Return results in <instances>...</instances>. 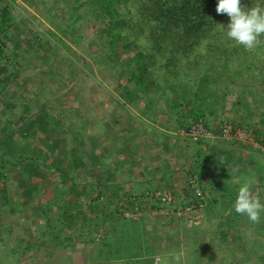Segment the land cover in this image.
<instances>
[{
	"label": "trees",
	"instance_id": "obj_1",
	"mask_svg": "<svg viewBox=\"0 0 264 264\" xmlns=\"http://www.w3.org/2000/svg\"><path fill=\"white\" fill-rule=\"evenodd\" d=\"M39 1L36 0L35 2ZM65 1L68 3L70 0ZM71 1L77 4L73 7V11L76 12H74L73 19L64 20L63 23H57L56 27L52 29L44 27V32H38L34 38L28 39L27 42H32L31 46L34 49L35 45H40L39 40L43 41L42 44L47 45L48 50L52 51L53 45L48 44V39L55 45H67V41L62 37L63 35H67L66 33L68 31H76L75 25H73L74 22L79 19H85L87 15L89 16L88 20H93L94 22L95 20H97L96 22L99 21L98 31L90 38V43L95 46V49L90 51L88 56L97 65V68L103 65L109 66L116 71V80L113 87L114 92L117 93L116 100L120 102L121 106L138 111L140 114L138 117H158L160 115L158 114V110L162 105L168 114L167 120L172 123L176 122L179 130L186 128L187 125L200 118L214 136H218L220 126L226 122L211 124L205 117L207 114L209 116L215 115V112L218 110L230 108L228 105V97L236 93L234 88L236 79H244L240 84L245 82V86L243 85L239 95L236 97V105L243 106L244 110L248 112L249 110L251 111L252 103H256L260 107L261 104L264 106V35L259 38V43L251 51L245 50L242 45H237L234 41L230 40L227 37L229 17L216 13L218 0ZM53 2L56 1H51V3ZM241 2L245 9L256 5L264 7V0H241ZM38 4L43 5L44 3L43 1L37 3L36 6L38 9L52 8L50 2L48 6H40ZM47 10H45L46 13ZM8 11V8L4 5L1 13L7 16ZM53 13L54 11L51 9V12L47 14L51 15ZM101 23H103L102 26ZM39 24L40 22L35 27L39 28ZM5 26L2 15H0V34L2 32L4 33ZM26 26L30 30H34V27L29 25H25L24 27ZM12 31L14 32L16 29H12L10 32ZM16 32L18 33V31ZM19 34L20 39L27 38L20 32ZM28 36L30 37V35ZM76 38L79 39V36ZM8 39H5L4 42L8 41ZM10 40L13 45L8 52L5 51L7 48L0 45V76L2 77L0 79V93L4 88L2 86L11 80L13 71L9 72V70L15 67L25 68L24 64L16 60V51L23 48L24 44H21V46L17 45L12 37ZM6 53L9 55L6 56ZM83 65H81L80 69L76 67L69 69L70 75H72L71 78H76L84 70ZM38 70L39 73H37L34 79L36 80L35 84L37 86L36 95L42 100V107L40 109L38 108V112L35 111V114L32 116L34 118L22 123L20 128L25 127L24 129H9L0 138V145L5 144L8 147V150L0 154V181H4L8 171L11 170L9 166L6 168L7 165H5L4 156H8L13 150H16L20 152L22 157L16 163H13L12 169H15L20 174L24 170H28L29 175H35L41 178H45L49 173L54 174L58 172L56 181L65 183V186L59 188V191H57L59 193L57 195L58 200L60 202H69L72 206L71 209L74 210H79L82 206L89 210L90 217L80 210L73 212L64 211L61 214L65 222L67 220L69 222L70 220H75L74 223L79 222V220L72 218L77 214L79 215V213L82 215V220L77 228L78 235H76L74 240H79L82 243H90V236L98 235L100 226L107 224V228L103 233V237L99 240L98 245V250L101 249L100 252L104 253L99 254L97 250L98 254L95 257L89 255L86 262L74 264H152L150 259L137 260L132 258L133 254L126 258V254L131 253V249L133 248L128 241L135 234L133 231L125 233L127 230L125 226L127 224L124 221L120 229L121 234L117 235L115 229L116 217L124 220L123 214H125L126 210H131L130 207L134 208L135 206L137 208L145 200H150V206L153 209L159 210L163 205L149 196V193L153 192L151 190H144L138 195L135 193H131V195L129 193H123L120 195L119 192L122 190V187H119L120 185L112 184L111 180L108 177H104V175L100 177L95 172L90 175L88 171L90 166L96 164L95 162L101 165L103 160L97 159L93 162L88 154H86V148L85 151L79 149L83 144L81 140L79 142L75 141L74 136L72 137L71 135L72 130L69 135H66V132L61 129V126H64L62 124L64 117H57L51 111L53 107H58V104L64 99L67 93L62 90L61 92L55 93L51 84L48 83L44 86L42 78L45 75H48L47 77L49 79L59 78L58 70L49 68L46 71L42 68V64L39 65ZM98 72H101V70H98ZM6 74L9 75L6 76ZM245 75L247 77L243 78ZM232 80L234 81L232 82ZM251 80H257V85H260L261 91L256 90L257 86L249 87V84L247 85ZM74 92H78V88ZM26 106L31 107L29 104ZM81 107L79 106L76 109L79 114L82 111ZM179 115L181 119L178 118ZM261 115L264 116V113L261 112ZM31 122L35 123L33 124ZM233 125L236 127L235 124ZM32 128V135H36V138L40 141L39 146L33 145L32 143L22 145L15 143L14 139L18 134L22 131L26 132V130L29 133ZM48 130L50 133L58 130L56 132L57 137H47L48 132L46 131ZM251 135H253V140L256 142L255 152L260 153L264 157V131L261 129H252ZM214 139L218 142H225L220 137H215ZM95 142H92L94 149L97 145ZM228 142L236 143L235 141ZM61 143L63 147L60 146ZM67 147H69L67 151L73 160V163L70 165V172L65 170L60 158L53 156L54 153L56 154V150L63 151ZM74 152L76 153L75 156L73 155ZM208 157L207 162H213L217 172L225 170L224 163L221 160L215 161L211 155H208ZM253 164L255 165H252V168L256 171L257 177L264 179V164L258 162V160H255ZM16 166L18 168L20 167L21 171ZM85 167L87 171L85 170L84 173L82 172V168ZM228 167L233 168L234 163L230 162ZM199 169L193 165L190 170L196 175L198 185L201 186L204 192L206 190L207 195H205V199L199 200L206 206L209 205L210 201L214 200L213 197L215 196L213 189H205L201 185L200 173L205 171V169L210 170V163H205L202 169ZM238 172L243 171L240 170ZM21 176L22 178L19 184L24 187L30 186L31 182L28 176H23V174ZM184 179L185 177H183L184 186L182 187L181 198L178 193L171 191L179 206L188 204L189 198L195 201L192 190L189 189L187 181H184ZM258 183L257 190L259 193H256V196L263 201L264 182L263 184ZM110 185H113L111 186V191L116 200L107 201L108 204L110 202L111 204L114 203L115 207L111 213H108L105 210L104 200H101L102 197L99 195L94 197V194H96L95 190L97 187L103 186L108 191ZM38 194H40V191H38ZM69 196H73V198ZM80 198H82V203L77 201ZM84 198L85 200L88 198L89 201L86 202ZM5 199L9 200L6 197ZM73 199L74 201L72 202ZM84 203L86 204L84 205ZM48 205H50L49 202L42 203L40 207L44 206V208H48ZM132 210L135 211L137 209L134 208ZM97 213L101 214L100 218L97 217ZM42 214L48 221L51 220L48 217V213L44 210ZM239 216L240 214L235 212L233 218L220 217L215 221V225L222 228L226 227L229 230L235 229V232L238 234L236 238L240 242L242 240L244 241V237L246 238L247 234L245 232L241 235L239 234L240 229L237 225ZM263 220L264 213L262 214L261 222ZM256 225L251 222L250 224H245L243 231L246 229H256ZM57 230L61 231L62 229L59 228ZM111 238L114 240V243L119 238L122 239L121 245L128 243L126 244V248L129 252L118 253L120 247H112L111 249L109 245ZM55 243L58 242L56 241ZM243 243L241 245L237 243L234 249L237 248L238 250H236L238 252L244 254L245 251L243 250L245 246ZM120 244L117 245L121 246ZM31 246V244H28L20 252V255L23 256L32 250ZM220 248L223 249V247ZM121 249L124 250L123 248ZM8 254L15 255L12 248L8 251ZM235 255H233L234 257L231 259L230 264H239L245 261L244 258V260L241 259L242 257L239 259L235 258ZM212 256L214 255L212 254ZM6 260L7 256L0 263L8 264ZM256 263L264 264V255L258 257ZM45 264H48V262Z\"/></svg>",
	"mask_w": 264,
	"mask_h": 264
},
{
	"label": "rangeland",
	"instance_id": "obj_2",
	"mask_svg": "<svg viewBox=\"0 0 264 264\" xmlns=\"http://www.w3.org/2000/svg\"><path fill=\"white\" fill-rule=\"evenodd\" d=\"M41 1H43V5L47 6L50 2L52 8L38 9L36 4ZM51 1L56 2L51 3ZM76 5V2L71 0L68 3L65 0H40L39 2L34 3L24 1L22 5L20 4L11 9V6H9L8 15H4L2 17L4 24H6L7 27L11 26V30L16 29V31H18V33L16 31L11 32L13 35L12 39L16 42V44L20 46L21 44H24L23 48L16 51V60L20 61L21 64H24L25 68H11L9 70V72L13 71L11 80L2 86L4 88L0 93V129H2L0 130V138L3 133L6 134L9 129H21L20 127L22 126V123L28 119L30 121L31 118H34L32 116L35 114V111L38 112V108L40 109L42 107V100L36 95L37 86L35 84L36 80L34 79L37 73H39L38 68L40 64H42V68L46 71L49 68L58 70L57 73L59 78L49 79V77H47L48 75H45L42 78L43 84L44 86L48 83L51 84L55 93L61 92V90L67 93L64 96V99L58 104V107H53L51 111L57 117H64L62 123L64 126H61V129L66 132V135H69L72 130L71 135L72 137L74 136L75 141L79 142L81 140L83 144L79 149H83L85 151V148H90L91 142H87V138L89 139L91 136L96 137L101 135V133H105L107 128L105 124L108 122L110 123V130L108 131L109 137L112 138V140L117 139L119 127L125 126L129 120H132L128 117H138V115H140L138 111L129 109V107L121 106L120 102L116 100L117 93L113 90L116 80V71L109 66L103 65H100V68H97V65L93 63L88 56V53L95 49V46L90 43V38L98 31L97 28L99 21L96 22L97 20H95L94 22L93 20H88L89 16L87 15L85 19H79L74 22L73 25H75L76 31H68V33H66L67 35H63L62 37L67 41V45H55L48 39V44L53 45L52 51L48 50L49 48L47 45L42 44L43 41L39 40L38 42L40 45H35L34 49L31 46L32 42H27L28 39L34 38L38 32H44V27L52 29L56 27L57 23H63L64 20L73 19L75 12L73 11V7ZM51 9H53L54 13L48 15L47 13H50ZM45 10H47V13ZM12 13L15 17L12 16ZM39 22V28L35 27V25H38ZM18 25L21 27L29 25L34 27V30H30L28 26L21 28ZM102 25L103 23H101V26ZM19 32L27 37L26 39L22 38V42L18 41V38H15L16 35H18L17 37L20 36ZM28 35H30V37ZM77 36H79V39L76 38ZM8 38V36L0 34V45L7 48V50L5 49L7 52L13 45L10 38ZM5 39H8V41L4 42ZM8 55L9 54L6 53V56ZM63 60L65 61L62 62ZM81 65H83L84 70H82L80 74L74 78V80L71 78L72 75H70L69 69L74 67L80 69ZM98 70H101V72H98ZM8 75L9 74H6V76ZM245 77L247 76L245 75L243 78ZM1 78L2 77L0 76V79ZM243 80L236 79L237 83L235 81L234 88L236 93L228 97V105L230 108L218 110L213 116H209L207 114L205 118L211 124H217V122L221 123L225 121L231 123L232 125L235 124L236 127L243 128L250 132L252 129H261L264 131V116L261 115V112L264 113V106L262 104L260 107L258 104L252 103V108L249 112L244 110L243 106L235 104L237 95H239L243 85L245 86V82L240 84ZM233 81L234 80H232V82ZM247 85L249 87L257 86L256 90L261 91L260 85H257V80H251V82L247 83ZM76 88H78V92H74ZM27 104L31 107H27ZM79 106H82L80 114L76 111ZM158 114H160L158 115V117H160V121L164 118L165 124H167V126L163 124V128L165 127L168 131H172L178 126L176 125V122L172 123L167 120L168 114L162 105L158 110ZM249 114L250 116L248 117ZM126 118L127 123L125 124ZM178 118L181 119L180 115ZM121 120L125 121L121 124ZM31 123L34 124L35 122ZM4 128L5 130H3ZM24 128L25 127L22 129ZM33 128L29 133L26 130V132L22 131L18 134L14 139L15 143L18 145L32 143L33 145L39 146L40 141L36 138V135H32ZM46 132H48L46 135L47 137L54 138L57 137L56 132H58V130L51 133L49 130ZM157 139L164 142L162 137ZM167 140L168 141H165L166 143H175L171 138H167ZM224 143H226V147L228 149L235 151V168L237 170L242 169L243 172H249L248 178L252 181V185H255L254 182L258 181V179L256 177V171L252 168L254 161L250 156V152L253 153L254 156H252L254 157V160H258V162H262V164H264V157L260 153L255 152L256 142L254 141L253 144L252 142L231 143L225 141ZM178 144L182 147L184 145V143L179 141ZM179 145H176L175 147L177 151L181 149ZM60 146L63 147V144L61 143ZM187 147H191L189 142L185 143L184 149ZM68 148L69 147L63 151L59 149L56 150V154L54 153L53 156L60 158L65 170L70 172V165L73 163V160L72 156L67 151ZM6 150H8V147L5 144H1L0 154ZM73 155L75 156L76 153L74 152ZM21 157L22 155L20 152L16 150H13L8 156H4L5 165H7L6 168L9 166L11 167V170L8 171L6 179L2 182L0 181V262L7 256L6 261L8 264H45L46 262H48V264H74L86 262L89 255L95 257L98 252L99 254H103L104 252H100L101 249L98 250V245L99 240L103 237V233L107 228V224H102V226H100L98 235L95 234V236H90V243H82L79 240H74L76 235H78L77 228L82 220V215L79 213V215L77 214L72 218L78 219L79 222L77 223H74L75 220H70V222L67 220L65 222L61 217V214L64 211L73 212L76 209H71L72 206L69 202H60L58 200L57 195L59 193H57V191H59V188L65 186L64 182L56 181L59 173H49L45 178H41L35 175L31 176L28 174V170H24L22 173L23 176H28L29 181L31 182L30 186L24 187L19 184L22 174L15 169H12L13 163H16V161H18ZM238 158H240L239 161ZM182 162L185 168L189 167L192 169V166L194 165V158L190 155L189 151L182 156ZM18 169L21 171L20 167ZM85 170L87 171L86 167L82 168V172L85 173ZM127 187L128 185L123 186L119 194L122 195L123 193H129V195H131V193H135L138 195L142 192L133 191ZM255 188L257 187L254 186L252 188L253 192H255ZM111 190V186L108 187V191L105 190V187H97L95 190L96 194H94V197L97 195L102 197L101 200H104V206L106 207L105 210L108 213H111L115 208L114 203L111 204L110 202L108 204L107 202L108 200H116ZM38 191H40V194H38ZM229 193L232 194V191ZM219 194H223V196L225 195L224 193ZM5 197L9 200H6ZM69 197L73 198V196ZM73 201L74 199L72 202ZM77 201L81 202L82 198ZM85 201L87 202L89 199L87 198ZM149 201L145 200L142 204L137 206V210L135 211L132 210L134 209L133 207H130L131 210H126L125 214H123L124 220H120V217H116L117 220L115 229L117 235L121 234L120 229L123 226L122 223L124 221H137L144 219L142 217H146L149 221L162 222L167 221V219L172 220L176 218L173 215H164L165 217H163L159 214L160 210L151 208ZM47 202L50 204L48 205V208H44V206L40 207L42 203ZM85 204L86 203H84V205ZM43 210L48 213V217L51 218L50 221L43 216ZM79 210L85 215L88 214L90 217L91 214L89 213V210L84 206L79 208ZM232 211L234 210L231 208L230 214L233 213ZM148 215H152V219H150ZM97 217L100 218L101 214L97 213ZM108 222L110 221L108 220ZM237 222L240 229L239 234L241 235L243 232L247 234L246 238L244 237V241L242 240L239 242L238 238H236L238 234L235 232V229H233L234 234L231 232V235L233 234L231 238L227 241L224 240L226 242H223L221 245L223 249L220 248L216 250L217 244L215 243H217L218 239L212 243L209 235L205 236L204 241L208 245L204 249V257L213 254L215 257L212 258L216 259L212 261V258H207V260L212 261L211 263L230 264L231 259L234 257L233 255L236 254L235 258L239 259L242 257L241 259H245L243 263L239 264H257V258L264 255V220L260 224L256 225V229H246L245 231H243V226L245 224H250L247 217L240 215ZM59 228L62 230L58 231L57 229ZM138 228L139 225L135 224L132 225L130 229L136 233ZM53 236H55V238H53L54 240L52 239ZM121 240L122 239L119 238L118 240H115L114 243V240L111 238L109 241L110 248L120 247L118 253L125 251L129 252L126 248V244L128 243H123L124 245H121ZM56 241L58 243H55ZM237 243L238 245H241L242 243L244 244V254L242 252H238L237 248L234 249ZM28 244L32 245V250L23 256L20 255V252L25 249ZM117 244H120L121 246H118ZM11 248L15 253L14 256L8 254V251ZM186 258L191 260V256ZM56 260H58V262H56ZM187 263H190L189 260H187ZM205 263L207 264V262Z\"/></svg>",
	"mask_w": 264,
	"mask_h": 264
},
{
	"label": "crops",
	"instance_id": "obj_3",
	"mask_svg": "<svg viewBox=\"0 0 264 264\" xmlns=\"http://www.w3.org/2000/svg\"><path fill=\"white\" fill-rule=\"evenodd\" d=\"M12 16L15 17L13 13ZM11 28V26H5L4 33L2 32L3 36L13 37L10 32ZM15 38H18V41L21 40L20 37L15 36ZM128 118L132 119L128 123L127 118L126 121L121 120V124L124 121L127 124L119 127L117 139L112 140L109 137V122L105 124L107 126L105 133L87 138V142H91L90 148H86L90 159L93 162L97 159L103 160L101 165L95 162L98 166L96 164L90 166L88 170L90 175L93 172L100 177L104 175L111 180L112 184L120 185L119 187L122 188L128 185L127 188L133 191L169 189L178 193L181 198V191L184 186L183 177L185 176L182 156L189 151L194 158V167L200 168L199 170L205 163H210V170L202 171L200 180L205 189H213L215 197H213V201L209 202V205H204L201 220L191 225L181 222L177 218L162 222L149 221L146 217L137 221H125L127 224L125 233L132 232L130 229L132 225H139L136 233H134L135 236L129 237L128 242L133 248L131 253L125 255L126 258L133 254L132 258L137 260L150 259L152 264H206L205 262L214 264L211 262L216 260L215 258H212V261L207 260V258L211 259L215 256L211 254L204 257V249L208 245L204 238L209 235L212 243L218 239L215 243L217 244L216 250H218L223 242L229 240L234 234L233 229L217 227L215 221L220 217L233 218L235 216L233 215L235 211L230 214V209L234 210L233 204L236 194L240 185L249 180V172H238L240 169L235 168V151L228 149L223 141L218 142L214 138H204L198 143L188 141L177 127L172 131L163 128V124L167 126L163 117H161L163 118L161 121L160 117ZM160 137L164 139V142L157 139ZM167 138H171L175 143H166ZM178 141L184 143L183 147L178 144ZM92 142L97 143L95 149ZM187 142L190 143L191 147L184 149ZM176 145H179L181 149L178 146L179 150L177 151ZM252 154L250 152L253 159ZM208 155L213 156L215 161L221 160L225 170L217 172L215 164L207 162ZM94 158L96 159L94 160ZM239 160L240 158H238ZM253 161L255 162L254 159ZM230 162L234 163L233 168L228 167ZM230 169L231 171H229ZM257 179L258 181L254 182L253 187H257V182H259L258 184L264 182L261 177H257ZM93 180L95 179L93 178ZM230 191L232 194L229 193ZM253 193L254 195L259 193L257 188ZM159 212L163 217L166 216L161 211ZM151 216L148 215L150 219H152ZM230 232L233 234L230 235ZM188 256H191L192 261L186 258ZM187 260L190 263H187Z\"/></svg>",
	"mask_w": 264,
	"mask_h": 264
},
{
	"label": "clouds",
	"instance_id": "obj_4",
	"mask_svg": "<svg viewBox=\"0 0 264 264\" xmlns=\"http://www.w3.org/2000/svg\"><path fill=\"white\" fill-rule=\"evenodd\" d=\"M24 1L30 2V0H17L14 3L13 0H4V5L7 8L11 6V9L22 5ZM1 12L0 15L3 17ZM216 13L229 17L227 37L237 45H242L247 51L253 50L259 43V38L264 35V7L260 5L245 9L241 0H218ZM233 207L237 214L246 216L251 223H261L264 201L254 195L251 180L240 185Z\"/></svg>",
	"mask_w": 264,
	"mask_h": 264
},
{
	"label": "built area",
	"instance_id": "obj_5",
	"mask_svg": "<svg viewBox=\"0 0 264 264\" xmlns=\"http://www.w3.org/2000/svg\"><path fill=\"white\" fill-rule=\"evenodd\" d=\"M13 1L14 3L17 2V0ZM3 6L4 0H0V12L3 9ZM179 132L182 134V136L192 142H196L204 138L220 137L224 141H235L241 143L252 142L254 144L250 131H247L243 128L234 127L228 122L220 126V133L218 136H214V134L205 126V123L200 118L187 125L186 128L180 129ZM190 169L191 168L189 167L184 168V181H187L189 189L192 190V195L195 201H193L192 198H189L188 204L179 206L171 190L169 189L153 191L149 193L150 197L163 205V207L159 210L164 215H173L181 222L189 225L196 223L201 219L203 214L202 207L204 203L200 202L199 200L205 199V195H207V193L202 190L201 186L198 185L197 177L191 172ZM134 208L136 209V207Z\"/></svg>",
	"mask_w": 264,
	"mask_h": 264
}]
</instances>
